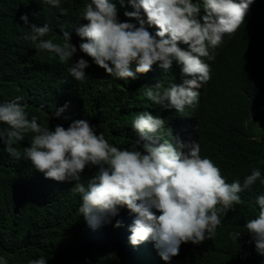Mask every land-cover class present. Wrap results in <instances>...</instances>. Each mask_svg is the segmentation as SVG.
<instances>
[{"label": "clouds", "instance_id": "obj_1", "mask_svg": "<svg viewBox=\"0 0 264 264\" xmlns=\"http://www.w3.org/2000/svg\"><path fill=\"white\" fill-rule=\"evenodd\" d=\"M64 1L45 0L46 12L32 23L21 13L29 29L21 36L2 27V35L18 41L0 42L7 62L13 67L34 57L46 65L45 58L69 62L71 82L88 87L90 81L100 107L112 103L111 96L124 97L130 109L142 111L120 132L130 138L128 147L118 148L96 129H112L114 123L75 116L67 103L76 102L56 98L50 80L30 68L9 79L5 88L12 97L0 101V218L7 192L19 209L42 207L49 219H63L68 238L51 264H134L126 239L129 245L152 244L135 252L146 263L157 260V252L170 264L181 242L197 244L214 234L220 213L240 202L242 190L257 181L264 185L259 167L226 181L188 137L200 134V113L220 53L258 0H70L67 9ZM66 11L69 18L62 16ZM77 11V20H71ZM48 15L55 25L44 20ZM171 70L177 71L176 83ZM164 71L170 82L161 78ZM27 105L34 115H27ZM171 120L179 127L165 131L164 121ZM25 133L30 141L21 154L13 145ZM254 205L256 214L243 226L255 252L264 256V193L254 197ZM240 233L229 236L237 241ZM27 247L1 243L0 264H46L43 248Z\"/></svg>", "mask_w": 264, "mask_h": 264}, {"label": "trees", "instance_id": "obj_2", "mask_svg": "<svg viewBox=\"0 0 264 264\" xmlns=\"http://www.w3.org/2000/svg\"><path fill=\"white\" fill-rule=\"evenodd\" d=\"M41 1L42 5L32 0H0V42L16 45L18 43L16 39L1 34L2 27H13L20 36L28 32L29 29L26 28L28 25L22 24L19 16L24 13L29 23H32L37 19V14L46 12V2ZM69 1H64L63 8L67 9ZM82 6L83 4H78L80 10ZM78 13L79 11L72 14L71 20H77ZM62 16L70 17L67 11ZM44 20L50 25L57 23L56 19L49 15ZM145 27L149 31L153 28L147 24ZM23 48L26 51L38 50L30 45H23ZM16 52L21 55L23 50ZM52 59L45 58L49 62V65H46L40 57H34L29 63H21L23 66L13 67L12 65L15 64L7 62L9 56L0 47V101L12 97L5 88L7 81L18 78L23 75L26 68H30L34 74L50 80L49 85L55 89L56 98L62 102L66 100L76 102L67 103L68 109L75 116L83 114L102 122L112 121L114 123L112 129L108 126L96 125L97 131L118 148L128 147L130 138L122 136L120 132L123 127L130 126L131 118L136 111H142V108L130 109L123 101L124 97L116 99L113 96L110 97L112 103L100 107V97L95 94L91 82L87 81L88 87L75 85L67 72L69 62L57 64ZM218 59L214 77L204 98L205 105L200 113V134L188 135L189 140L198 141L202 154L209 156L219 167L226 181L242 179L252 167H259L261 175L264 176V0H258ZM171 73L176 74L171 80L172 83H176L177 71L171 70ZM161 78L169 81L165 71L161 74ZM180 78H185V75L181 74ZM88 95H91L90 98H87ZM26 108L30 113L27 114L28 116L34 115L32 107L27 105ZM96 109L99 111L95 117L93 112ZM66 114L69 113L64 115ZM173 122L175 121H164V126L168 125L166 129L170 128ZM47 126L52 127L53 124L48 123ZM194 136H199L200 139ZM28 141L30 139L25 133L24 137L13 146L22 154V148L27 146ZM0 145H3L2 142ZM39 191L35 193L38 200L42 198ZM66 191L67 188L65 193ZM259 193H264V185H260L258 181L242 190L239 193L240 202L225 214L220 213L221 222L210 238L197 244L181 242L177 254L168 262L170 264H264V256L255 252L249 234L243 226L245 220L256 214L254 197ZM4 196L6 201L2 206L4 213L0 218V244H12L13 247L21 246L23 249L29 248L27 246L43 248L46 252L44 255L46 264H51L53 253L57 252L68 238L62 223L63 219L61 221L49 219L42 207L19 209L10 193L5 192ZM73 201L76 204L78 198ZM61 212H64V209H61ZM73 217L74 215L70 216ZM232 231L241 232L237 241L229 236V232ZM98 245L103 247L104 243L99 242ZM136 260L134 264L165 262L162 259H152L149 263H146L147 259Z\"/></svg>", "mask_w": 264, "mask_h": 264}, {"label": "bare ground", "instance_id": "obj_3", "mask_svg": "<svg viewBox=\"0 0 264 264\" xmlns=\"http://www.w3.org/2000/svg\"><path fill=\"white\" fill-rule=\"evenodd\" d=\"M223 38V37H222ZM212 60V59H211ZM154 104V103H153ZM154 105H156V104H154ZM187 125L186 126V128L190 125V124H187V123H184L183 125H181L182 127H184V125ZM179 127V125L176 123V122H173L172 123V126L170 127V128H175V129H177ZM169 129V128H168ZM168 129H165V131H167ZM180 138V137H182V134H180V135H178V136H176V135H172V136H170V139H176V138ZM161 140H164V139H162V138H160ZM169 140V139H168ZM171 141V140H170ZM131 217V219H133V216L131 215L130 216ZM125 243H126V245H127V247H126V249H127V251H129L132 255H134V258H136V259H138V261H141V260H143V259H148V258H142V256L140 255V254H137V253H135V252H138L140 249H141V247L142 246H144V249L147 251L151 246H152V244L150 243V242H147V241H143V242H140V243H138V244H136V245H129V243H128V241H127V239L125 240ZM156 255H157V260H160L161 258L158 256V254H157V252H156ZM153 259H155V257L153 258ZM152 262V261H151ZM164 264H165V262H164Z\"/></svg>", "mask_w": 264, "mask_h": 264}, {"label": "rangeland", "instance_id": "obj_4", "mask_svg": "<svg viewBox=\"0 0 264 264\" xmlns=\"http://www.w3.org/2000/svg\"><path fill=\"white\" fill-rule=\"evenodd\" d=\"M187 125L185 124L184 127H186ZM169 141L171 140L170 137H168Z\"/></svg>", "mask_w": 264, "mask_h": 264}]
</instances>
